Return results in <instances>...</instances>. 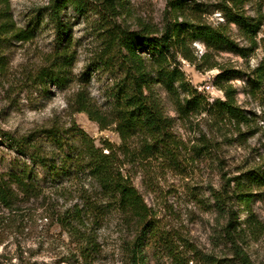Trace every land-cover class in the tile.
I'll return each instance as SVG.
<instances>
[{
  "label": "rangeland",
  "instance_id": "1",
  "mask_svg": "<svg viewBox=\"0 0 264 264\" xmlns=\"http://www.w3.org/2000/svg\"><path fill=\"white\" fill-rule=\"evenodd\" d=\"M9 1L18 26L33 30L34 38L12 40L1 49L7 70L0 75V177L25 171L43 192L38 200H21L14 210L0 203V264H122L124 241L135 235V228L113 202L94 224L99 245L89 259L45 208L54 206L63 212L81 202L82 194L93 199L101 195V188L86 169L83 133L99 148L106 141L116 149L122 145L115 124L102 128L85 112H76L69 105L72 94L87 87L98 105L108 110L106 89L112 84V76L108 71L96 70L100 64L94 62L104 47V38L95 24L99 14L90 12L85 17L72 7L66 9L64 20L77 59L74 81L69 88L60 89L37 80L45 64L44 53L50 51L56 39L48 17L49 0ZM118 1L123 4L118 20L130 27L147 23L161 28L168 16L169 0ZM199 1L207 4V21L215 24L224 20L220 8H215L220 0ZM258 9L264 11V4L258 0L246 4L249 14L256 15ZM259 40L260 47L249 58L226 51L218 56L234 72L229 81L240 108L251 118L249 124H237L222 108L214 106L217 99L225 98L216 80L220 70H198L181 56L187 80L206 96L214 111L183 118L167 92L159 87L178 142L171 143L166 156L155 154L143 159L136 141L131 150L135 157H120L125 160L123 172L153 211L150 219L156 236H149L151 244L147 246L151 264H175L168 244L180 250L190 264H230L231 244L225 233L229 222L230 230L236 231L254 264H264V93L254 96L246 91L252 70L264 58V25ZM193 47L199 53L205 50L201 41ZM25 143L39 150L36 156L45 164L32 158L35 150L25 147ZM240 181L241 188L247 186L252 194V217L262 221V226L248 223L247 210L237 197ZM217 197L222 200L221 206L217 205Z\"/></svg>",
  "mask_w": 264,
  "mask_h": 264
},
{
  "label": "trees",
  "instance_id": "2",
  "mask_svg": "<svg viewBox=\"0 0 264 264\" xmlns=\"http://www.w3.org/2000/svg\"><path fill=\"white\" fill-rule=\"evenodd\" d=\"M250 1L220 0L215 8H220L224 20L213 24L205 18L209 13L206 3L199 0H169L166 11L168 16L163 27L141 23L134 28L118 20L122 1L49 0L48 17L54 25L56 39L50 51L44 53L45 64L40 67L37 80L52 83L60 89L70 87L75 77L73 67L77 51L73 47L64 13L68 7H72L81 16L88 17L90 12L99 14L95 24L98 25V34L104 38V47L97 53L94 62L100 64L96 65V70L108 71L112 76V84L106 89L108 110L104 111L98 105L87 87L74 92L69 105L76 112H85L102 128L115 124V130L122 139L120 149H116L109 141L99 148L93 139L83 133L86 169L101 188V195L93 199L92 196L82 194L81 202L77 201L63 212L54 206H44L47 213L53 218L57 217L69 231L86 259H89L93 248L99 245L94 224L99 215L104 216L108 204L113 202L115 208L127 216L135 228V235L124 241L122 264H151L147 246L151 244L149 236H156L153 220L150 219L153 211L132 179L123 172L125 160L120 157H135V152L131 150L135 149L136 141L141 147L139 155L143 159L155 154L166 156L171 151V143L178 142L171 130L172 120L165 113L159 87L167 92L175 110L183 118L188 119L204 111L211 114L215 106L222 108L224 114L237 124H249L251 121L240 108L235 89L229 81L234 72L218 59L223 51L249 58L260 47L259 33L264 25V11L258 9L256 15L249 14L246 4ZM258 1L264 4L263 0ZM10 6L9 0H0V75L7 70V61L1 51L4 45L12 40L24 42L34 38L33 30L18 26ZM196 41L204 43L203 52L194 49ZM181 56L198 70L218 68L220 72L216 80L225 98L217 99L214 106H210L206 96L199 94L198 89H194L187 80L181 68ZM246 88L247 93L254 96H258L261 91L264 93V58L252 70ZM55 141L61 142L57 138ZM27 144L25 147L35 150L32 158L45 164V160L39 161L36 156L39 150ZM106 149L109 152H104ZM8 176L0 177V203L5 207L14 210L25 198L40 199L42 188L36 181L29 179L25 171L10 173ZM241 183L238 182V186ZM237 197L247 210L249 225L262 226V221L252 217L253 197L247 186H240ZM216 199L217 205L221 206V198ZM230 228L231 222L225 229L231 244L233 260L230 264H254L240 244L236 231ZM167 247L175 264H190L173 244Z\"/></svg>",
  "mask_w": 264,
  "mask_h": 264
}]
</instances>
